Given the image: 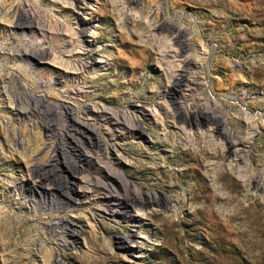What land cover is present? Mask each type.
Here are the masks:
<instances>
[{
    "label": "rangeland",
    "instance_id": "rangeland-1",
    "mask_svg": "<svg viewBox=\"0 0 264 264\" xmlns=\"http://www.w3.org/2000/svg\"><path fill=\"white\" fill-rule=\"evenodd\" d=\"M35 1L51 8L57 20L63 23L66 19L71 20L67 26L63 24L58 33L60 46L57 47L61 51L54 47L49 51L50 54L35 64L43 73L42 79L52 81L57 74L61 77L60 81H49L47 86L40 88L42 94H47L46 109L48 101L68 105L73 109L72 112L75 110L74 105L86 103L82 115L92 118L96 107L87 103L118 108L115 102L108 100L117 90L120 91L119 103L123 107H131L130 104H124L126 93L152 96L150 91H161L159 81L165 75L167 66L163 63L159 65L161 53L160 56L155 54L156 51L151 47L156 42L147 43L146 40L155 23L164 20L163 28L155 33V40L161 45H172L174 50L162 62L169 60V68H174L186 58L189 60L188 72L192 73L187 76L188 79L192 81L193 73L199 75L195 78L196 85L190 84L194 89L193 98L188 97L185 104L212 102L219 110L211 115L216 125L233 128L245 136L251 131L255 133L250 139V151L243 161L233 157L230 151L222 167L218 159L207 157L199 150L202 142L176 147L177 139L173 138L167 146H160L147 133L144 139H110L109 142L118 144L117 154L125 153L122 161H116L117 166L136 173L141 178L135 180L137 184L144 183L142 178L148 179L151 186L147 189L160 191L164 198L178 193V210L167 212L158 208L151 222L144 220V227L152 233L148 243L136 250L133 256L123 255L116 240L123 232L125 222L117 215L111 217L97 210L93 196L83 198V180L87 173L74 174L70 181L74 185V196L79 205L69 209L68 216L77 225H82L84 233L76 239L77 249L63 250V259L71 264H79L83 259H91V256L101 258L105 253L109 258L100 264H264V189L260 187H264V121L258 118L259 108L264 105V0H139L137 3L86 0L89 1L87 8L78 10V14L75 12L77 9L70 4L74 3L72 0H53L55 3L50 0ZM103 2L105 5H102ZM118 2L121 6L117 8L115 3ZM229 3H234L241 10L227 7ZM124 14L130 19L126 25H121ZM224 15L227 17L223 21L217 18ZM22 18L25 21L29 19L26 15ZM89 19H93L94 25L79 40L84 48L91 49L95 58L105 64L96 63L97 67L94 66L92 71L79 73L76 71V58L82 49L73 38H69V31L71 27ZM133 19L141 23L136 25ZM9 25L8 21L0 19L1 37L5 38ZM183 29L181 41H173V35L182 33ZM189 29L197 31L193 43L189 41ZM119 32L129 40L124 46L126 50L141 49L142 45L149 48L143 54L140 66L123 62L121 57L125 56V52L121 43L125 39L119 36ZM97 33L101 37L94 39ZM131 33L133 36L130 37ZM210 47L214 48L212 54L208 51ZM101 48L104 51L100 52ZM0 66L5 74H16L25 86L26 77H34L33 73H26L24 63L17 59L5 60L0 57ZM147 76H153L154 81L145 88L143 84ZM129 79L131 82L126 84ZM75 86L80 90L88 89L90 95L84 97L75 91L70 93L69 89ZM246 89L259 93L258 98L250 103V110H246L239 95L240 91ZM152 97L156 104L146 103L145 106L155 111L149 121L158 124L157 135L162 138L167 131L176 133L174 127L166 129L163 126V117L168 113L171 116L168 121L174 122L175 116L172 117V114L175 112L179 116V106L183 100L175 91L171 92V97ZM134 103L140 104L138 100ZM74 115L72 118L76 119ZM13 117L15 123L11 129L14 130V136L21 139L22 145L14 144L12 130L0 125V196L7 200L12 198L9 194L15 195L25 187L28 178L26 164L31 152L45 139L43 128L30 127L25 121ZM179 117L176 118L179 120L181 115ZM206 133H209L208 129ZM104 134L107 137V133ZM215 136V141H224L221 131ZM32 138L34 141L26 146V142ZM61 159L69 169L67 160L64 157ZM132 163L136 164L133 166ZM211 164L215 165L212 170L207 168ZM259 169H262V177L257 186L255 179L260 173ZM176 182L181 183L178 189L172 187ZM190 186L193 187L192 192ZM28 224L26 211L20 212V218L12 226L0 220V264H3L1 254L6 251L4 244L8 242L10 247L21 245ZM91 231L96 233L94 244L89 242ZM138 234L140 237L145 236L142 231ZM66 238L70 239L69 236ZM31 264L45 263L38 255L32 258Z\"/></svg>",
    "mask_w": 264,
    "mask_h": 264
},
{
    "label": "bare ground",
    "instance_id": "bare-ground-1",
    "mask_svg": "<svg viewBox=\"0 0 264 264\" xmlns=\"http://www.w3.org/2000/svg\"><path fill=\"white\" fill-rule=\"evenodd\" d=\"M72 1L74 3L70 4L77 9L75 11L77 14L78 10L87 8L89 1L94 2V0ZM122 1V3H137L139 0ZM50 2L55 3L53 0H50ZM118 3H115L117 8L121 6V3ZM102 5H105V3L103 2ZM227 7L235 8L236 11L241 10L234 3L227 4ZM24 15L29 18L28 21L23 20L22 16ZM185 15L188 16L187 13ZM226 17L224 15L217 18L223 21ZM0 19L8 21L10 24L5 38L0 36V57L5 60L9 58L23 62L26 73H33L34 75V77L31 75L28 78L26 77L25 86V84L20 82L16 74H5L3 67L0 66V125L10 130L15 123L13 116H16L20 121H25L30 127L43 128L45 130V139L42 140L38 148L31 152L30 160L26 164L28 178L23 190H19L15 195L9 194V197L12 196L10 200L0 196V220H5L9 226H12L20 218V212L26 211V219L29 223L21 245L10 247L8 242L4 244L6 251L1 254L3 264H31L32 258L38 255H40L45 264H71L66 259H63V250L77 249L79 246L76 239L84 233L82 225H77L68 216L69 209L79 205L78 199L74 196V185L70 181L74 174L87 173L86 179L83 180V198L93 196L97 210H101L104 214L111 217L117 215L125 222L123 232L116 240L117 247L123 255L133 256L136 250H140L142 245L148 243L152 233L144 227V220L151 222L159 209L167 212H176L178 210L176 208L178 193L175 196L164 198L160 191L147 189L151 186L148 179L142 178L144 183L137 184L135 180L141 178L136 173L126 171L117 166L116 161H122L125 153L117 154L118 148L116 146L118 147V144L109 142L110 139L113 141L115 139H121L122 141L144 139L147 133L153 137L154 143L160 146H167L173 138L177 139L176 147L202 142L203 144L199 145V150L207 157L218 159L221 167L223 160L227 158L230 151H232V156L240 161H243L248 155L251 148L249 143L252 136L255 135L254 131L245 136V134L242 135V133L237 132L233 128H227L225 125L220 124L216 125V120L211 115L219 110L218 106L212 104V102L185 104V100L188 97L193 98L194 89L191 85H196L195 78L199 75L193 73L192 81L188 79L187 76L192 73L188 72L189 60L186 58L180 60V64L174 68H169V60L162 62L166 59L165 57H167L168 53L174 50L171 48L172 45H167V43L161 45L155 40V33L163 28L164 20L163 22L155 23L156 25L153 26L146 40L147 43L156 42V45L154 43L151 46L156 51V53H153L159 56V53H161L162 60L158 59L159 65L163 63V65L167 66L165 75L159 81V87L162 88L161 91H150V94L164 98L171 97V92L175 91L178 93L179 98L183 100L181 102L183 104L179 106L181 119L178 120L177 118L180 117L174 112L172 117L175 116V121L169 122L168 118L171 116L167 115L168 113L164 115L163 126L166 129L174 127L176 133L167 131L161 138L156 132L158 124L154 121H149L155 111L152 107L145 106L146 103L156 104L152 96L126 93L127 100L124 104H130L131 107H123L119 103L118 96L120 91L117 90L109 96L108 100L115 102L118 108L87 103L89 106L94 105L96 107L93 110L92 118H86V116L82 115V113L84 114V108L87 107L86 103L74 105L73 108L75 110L72 112L73 109L68 105L57 101H48L46 109L47 94L44 92L42 94V89L40 88L47 86L50 80L42 79L43 73L41 74L35 64L39 63V59H44L50 54L49 51L54 47L59 49L57 46H60V40L58 39L60 27L63 24L64 26L70 24V18L66 19L64 23L57 20L51 8L42 6L40 2L35 0H0ZM129 19L130 17L124 14L120 24L126 25ZM132 21L136 25L141 23V21L135 19ZM92 25H94L93 19H89L87 22H80L74 28L71 27L70 31L67 29L70 32L69 38H73L77 46L82 49L78 55L79 57L76 58V71L79 73L92 71L96 63H104L95 58L91 49L84 48L82 41L79 40V37L86 35L88 28ZM193 29H189L191 34L189 41L191 43L197 37V31L195 32ZM181 32L175 35L171 33L173 37L170 36L174 38L173 41H181V38L184 37V29ZM119 36L123 40L125 39L121 43L125 52V56L121 57L123 62L127 61L132 65L140 66L143 63V54L149 48L146 45H142L141 49L131 48L126 50L124 46L129 43V40L124 37L122 32H119ZM131 36H133L132 33L130 34ZM99 37H101L100 33L93 36L94 39ZM59 50L61 51V48ZM213 50V47L208 49L211 54ZM102 51H104V48L100 49V52ZM148 54L151 53L149 52ZM60 78L57 74L50 82L60 81ZM153 81V76H147L143 87L146 88ZM188 81H191V83L187 84ZM130 82L131 79L126 81V84ZM80 89L75 86L69 91L70 93L75 91L84 97H88V89ZM97 94L95 96L99 97ZM258 94L257 91L251 89L240 91L241 102L246 106V110H250V103L258 98ZM215 96L220 97L217 94ZM104 100L107 99L104 98ZM135 100H138L140 104L134 103ZM263 106L259 108L260 106L258 105V108L261 109L258 113V118L264 121ZM72 115L76 119L72 118ZM80 119L82 120L79 121ZM206 129L209 130V133H206ZM196 131L200 133H196ZM220 131L223 133L225 146H223L224 141H215V134ZM12 133L13 143L22 145L21 139L14 136V130H12ZM104 133H107V137H105ZM33 141V138L28 140L26 146H29ZM208 150H211L212 153ZM127 155L129 156L126 153ZM63 157L67 160V164L70 165L69 169L63 165L61 159ZM133 162L136 161L134 160ZM132 164L134 166L136 163ZM207 168L212 170L215 165L211 164ZM261 170L259 169V172ZM261 177L262 172L256 175L257 186L260 185L259 180ZM180 185L181 183L176 182L172 187L178 189ZM260 187L264 189L262 185ZM192 190L193 187L190 186V191L192 192ZM141 231L145 236H139L138 233ZM94 234L96 233L93 232L92 237L89 239L90 244L96 238ZM66 236H69L70 239L66 238ZM83 258L85 257L83 256ZM90 258L81 260L79 264H100L102 260H106L109 257L103 253L101 258L95 259L93 256ZM126 260L130 261V263L135 262L130 259Z\"/></svg>",
    "mask_w": 264,
    "mask_h": 264
}]
</instances>
